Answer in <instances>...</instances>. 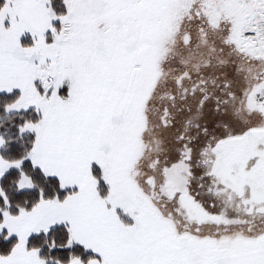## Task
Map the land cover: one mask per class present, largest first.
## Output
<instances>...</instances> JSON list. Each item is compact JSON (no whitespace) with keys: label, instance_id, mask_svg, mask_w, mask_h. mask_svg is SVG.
<instances>
[{"label":"snow or ice","instance_id":"snow-or-ice-1","mask_svg":"<svg viewBox=\"0 0 264 264\" xmlns=\"http://www.w3.org/2000/svg\"><path fill=\"white\" fill-rule=\"evenodd\" d=\"M0 264H264V0H0Z\"/></svg>","mask_w":264,"mask_h":264}]
</instances>
